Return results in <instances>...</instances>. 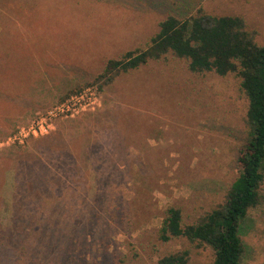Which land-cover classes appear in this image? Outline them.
Returning <instances> with one entry per match:
<instances>
[{
  "label": "rangeland",
  "instance_id": "374dc122",
  "mask_svg": "<svg viewBox=\"0 0 264 264\" xmlns=\"http://www.w3.org/2000/svg\"><path fill=\"white\" fill-rule=\"evenodd\" d=\"M197 8L243 17L264 45V0H0V264H158L182 248L191 251L188 264H213L209 246L161 242L157 231L170 206L190 224L224 200L246 136L240 79L191 72L186 60L167 54L102 88L92 83L108 59L144 48L168 13L181 18ZM78 94L88 104L83 110L53 118L47 132L15 138ZM41 138L48 147L68 146L78 163L44 195L34 176L26 181L30 171H16L43 155L34 146ZM93 140L100 145L88 151ZM261 193L242 223L241 264H264V181ZM15 197L21 204L38 199L36 233L14 223L15 212L30 219ZM40 219L57 237L41 248L56 256L29 261L45 229ZM13 233L28 242L10 244Z\"/></svg>",
  "mask_w": 264,
  "mask_h": 264
},
{
  "label": "trees",
  "instance_id": "16d2710c",
  "mask_svg": "<svg viewBox=\"0 0 264 264\" xmlns=\"http://www.w3.org/2000/svg\"><path fill=\"white\" fill-rule=\"evenodd\" d=\"M255 35L256 32L247 29L241 16L213 15L202 8H197L190 15L181 18L168 13L159 22L158 30L149 38L144 48L130 49L118 58L108 59L102 71L92 80V83L99 82V87L102 88L120 73L138 69L167 54L186 60L191 72H213L219 76L234 73L240 79V91L246 99V136L236 157L237 175L229 184L224 200L190 224H183L180 208L170 206L166 208L157 231L158 240L161 242L184 238L196 247L209 246L213 251V264H241L244 252L240 234L242 223L249 211L261 203V185L264 181V45L255 41ZM46 141V138L35 140V148L43 155L24 160L17 166L18 169L15 168L16 171L25 169L31 172L32 175H26V181L30 179L33 182V176L36 178L39 195L46 194L45 189L49 188L52 182L63 181L64 173H67L66 168L78 165L68 146L65 149H55L45 145ZM94 145L100 144L93 140L90 145H84V148L87 147L90 151ZM96 161L98 165L108 164L101 158ZM113 172L114 170H106L109 175ZM17 183L19 184L20 180ZM30 186L27 189H30ZM53 187L54 190L58 188L55 185ZM19 194L21 200V191ZM28 200L21 204L18 197H15V205L18 209V201L24 207V212L28 210L27 217L30 219H20V214L15 212L13 221L21 223L28 232L36 233L35 223L31 218L38 199ZM38 223L45 229L37 238L38 246L30 253L29 261H32L33 257H36L35 261H39L56 256L53 251L46 250L47 247L41 248L43 244L57 238L47 233L51 228L50 224L42 222L41 219ZM26 235L29 236V233L26 232ZM61 236L62 233L58 236L60 243ZM6 237L10 244L17 241L19 247L28 242L27 239L17 238L15 233ZM6 237L3 241H6ZM2 245L5 243L2 242ZM60 248L56 251L59 259H62L60 261H67V250ZM190 252L189 248L178 249L160 256L157 263L188 264ZM7 253L12 254L15 259L21 257L13 251ZM4 254L6 255V252ZM6 259L11 261L8 256Z\"/></svg>",
  "mask_w": 264,
  "mask_h": 264
},
{
  "label": "built area",
  "instance_id": "2783aa9c",
  "mask_svg": "<svg viewBox=\"0 0 264 264\" xmlns=\"http://www.w3.org/2000/svg\"><path fill=\"white\" fill-rule=\"evenodd\" d=\"M88 104L84 103V98L81 94L73 95L63 103L51 109L46 116H42L38 120L32 121L27 128H22L17 139H21L28 135H38L47 132L51 129L52 120L60 115L72 116L83 110Z\"/></svg>",
  "mask_w": 264,
  "mask_h": 264
}]
</instances>
